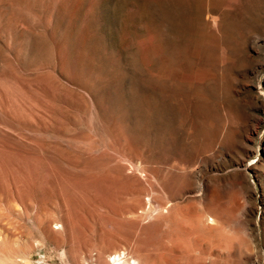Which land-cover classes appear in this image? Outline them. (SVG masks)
<instances>
[{
    "label": "rangeland",
    "instance_id": "rangeland-1",
    "mask_svg": "<svg viewBox=\"0 0 264 264\" xmlns=\"http://www.w3.org/2000/svg\"><path fill=\"white\" fill-rule=\"evenodd\" d=\"M0 167V264H264V0H0Z\"/></svg>",
    "mask_w": 264,
    "mask_h": 264
},
{
    "label": "bare ground",
    "instance_id": "bare-ground-1",
    "mask_svg": "<svg viewBox=\"0 0 264 264\" xmlns=\"http://www.w3.org/2000/svg\"><path fill=\"white\" fill-rule=\"evenodd\" d=\"M0 168H1V167H0ZM19 169H20V168H19ZM20 170H21V169H20ZM18 173H19V172H18ZM16 175H17V174H16ZM32 175H33V174H32ZM9 176H10V175H9ZM21 176H22V174H21ZM35 176H36V175H35ZM27 178H28V177H27ZM32 178H33V177H32ZM23 182H24V180H23ZM23 182H22V183H23ZM26 182H27V181H26ZM31 182H32V181H31ZM22 183H21V184H22ZM25 185H27V184H25ZM25 185H24V186H25ZM36 186H37V185H36ZM18 187H19V186H18ZM26 188H27V190H28V187H25V189H26ZM34 188H35V187H34ZM43 189H44V188H43ZM41 190H42V189H41ZM36 191H40V188H38V190H36ZM36 191H35V192H36ZM42 191H44V190H42ZM45 192H46V191H45ZM31 194L35 195L33 192H31ZM37 194H38V193H37ZM37 194H36V195H37ZM40 194H41V193H40ZM40 194H39V195H40ZM41 195H42V194H41ZM41 195H40V196H41ZM45 197H46V196H45ZM43 199H44V198H43ZM71 199H72V198H71ZM213 200H214V199H213ZM26 202H27V201H26ZM28 202H29V201H28ZM216 203H217V202H216ZM212 206H213V205H212ZM210 207H211V206H209V208H210ZM214 208H215V207H214ZM218 208H219V207H218ZM218 208H216V209H218ZM210 210H213V209H209V212L211 213L212 211H210ZM219 211H220V210H219ZM219 211H218V213H219ZM209 212H208V213H209ZM218 213H217V214H218ZM223 213H225L224 210H223ZM215 214H216V212H215ZM215 214H214V215H215ZM220 214H221V213H220ZM208 215H211V214H208ZM212 216H213V215H212ZM212 216H210V217L212 218ZM221 216H224V215H221ZM216 217H217L216 215L213 216V218H215V221L213 220V222H216V221L218 220L219 217H218V218H216ZM203 218H204V217H203ZM207 218H209V216H208ZM213 218H212V219H213ZM223 218H224V217H223ZM216 219H217V220H216ZM205 220H206V218H205ZM223 220H224V219H223ZM202 221H203V219H202ZM206 221H207V220H206ZM206 221H205V222H206ZM203 223H204V221H203ZM203 223H202V224H203ZM216 223H218V221H217ZM204 225H205V224H204ZM214 225H215V223H214ZM207 226H208V228H209V225H208V224H207ZM207 226L205 225V227H207ZM210 226H212L211 228L213 229V224L210 225ZM61 227H62V226H61ZM203 227H204V226H203ZM205 230H206V229H205ZM184 254H185V253H183V255H184ZM111 258H112V263H113V264H122V261H125V260H126V259H124L125 257L122 255L121 252H118V253L114 254V256H113V257H110V259H111ZM40 263H43V262H40ZM131 263H132V264H137L136 260H133Z\"/></svg>",
    "mask_w": 264,
    "mask_h": 264
},
{
    "label": "built area",
    "instance_id": "built-area-1",
    "mask_svg": "<svg viewBox=\"0 0 264 264\" xmlns=\"http://www.w3.org/2000/svg\"><path fill=\"white\" fill-rule=\"evenodd\" d=\"M121 253H122V255L124 256V257H126L125 256V253L123 252V251H121ZM114 255H112L111 257H113ZM88 263L87 264H97V258H96V252L95 251H92L91 253H90V255L88 256ZM111 261H112V258H111Z\"/></svg>",
    "mask_w": 264,
    "mask_h": 264
}]
</instances>
